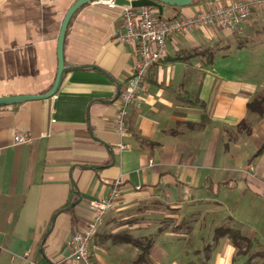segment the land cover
<instances>
[{
    "label": "crops",
    "instance_id": "1",
    "mask_svg": "<svg viewBox=\"0 0 264 264\" xmlns=\"http://www.w3.org/2000/svg\"><path fill=\"white\" fill-rule=\"evenodd\" d=\"M74 1L0 0V96L49 90L60 24ZM231 1L163 5L156 18ZM121 29L119 9L81 6L63 57L83 68L65 73L52 97L0 106V264H64L70 237L93 217L88 201L107 196L116 179L122 191L90 242L93 261L133 264V241L149 238V264H258L264 226L237 212L246 197L264 202V110L249 109L264 88L244 76L250 66L232 60L229 45L264 30V11L233 29L169 37L165 58L148 73L147 96L128 107L125 135L116 130L114 97L133 74L136 47L113 40ZM15 131L33 141L14 144ZM221 228L249 240L236 243Z\"/></svg>",
    "mask_w": 264,
    "mask_h": 264
},
{
    "label": "built area",
    "instance_id": "2",
    "mask_svg": "<svg viewBox=\"0 0 264 264\" xmlns=\"http://www.w3.org/2000/svg\"><path fill=\"white\" fill-rule=\"evenodd\" d=\"M94 1L110 9L120 10L122 29L115 32L113 40L136 47L133 74L120 88L117 96L118 110L115 126L120 135L127 133L125 117L128 107L132 104L139 106L140 99L147 96L148 73L154 65L165 58L169 37L175 33L189 32L203 27L233 29L246 23L254 13L264 11V0H232L220 5L211 4L190 16L183 15L169 20L157 21L156 9L152 6L119 5L115 0ZM32 141L33 138L26 132L15 131L13 134L14 144H25ZM120 148H125V145L121 144ZM121 191L122 180L116 179L107 196L88 201L87 205L93 212V217L81 231L73 233L70 237L68 241L70 252L64 259V264H107L93 261L89 247L104 215L117 207ZM28 264L36 263L28 260Z\"/></svg>",
    "mask_w": 264,
    "mask_h": 264
},
{
    "label": "rangeland",
    "instance_id": "3",
    "mask_svg": "<svg viewBox=\"0 0 264 264\" xmlns=\"http://www.w3.org/2000/svg\"><path fill=\"white\" fill-rule=\"evenodd\" d=\"M238 43L239 42L237 40H234L230 43L231 44L229 45L231 47V52L229 53L230 58L238 62L245 61L247 63V66L249 65L250 67L246 68L248 74L245 73L244 76L246 78L247 76H249L248 78L254 81L256 85L259 86V89L264 88V30L248 36L244 42H241L242 46H239ZM226 49L228 50L229 47L227 48L224 47L222 51L224 52V50ZM221 57L222 56H219L217 57V59H220ZM257 118L258 115H256L255 113L252 114V116L249 117V123L255 125ZM246 193L247 192H245L244 194ZM247 202H249L250 204L253 202L255 203L256 206L257 204L262 205V203H264L261 202L260 198L257 197H255L254 201L246 197V199L243 200V203L242 202L241 203L244 206L246 205ZM262 206L258 209V211L255 212L252 211L248 212L241 207L240 213L237 212V214H241V216L244 217L245 220L254 222L257 229L261 230L260 228L264 226V210L261 212ZM259 241H263V240L259 239ZM206 249L207 247L203 250L204 252H202V256L205 255V253L207 252L205 251ZM256 254L261 256L262 254H264V252L263 250L261 251L259 250L257 251ZM179 261L181 263L187 261L189 262V258H187L185 255H181ZM192 261L196 263L197 258H192ZM256 262H258V264L260 263L264 264V258H258Z\"/></svg>",
    "mask_w": 264,
    "mask_h": 264
},
{
    "label": "water",
    "instance_id": "4",
    "mask_svg": "<svg viewBox=\"0 0 264 264\" xmlns=\"http://www.w3.org/2000/svg\"><path fill=\"white\" fill-rule=\"evenodd\" d=\"M94 0H75L66 10L63 19L60 24V29L57 37V48H56V57H57V69L54 81L48 91L41 94H14V95H4L0 96V106L18 104L28 100H37L45 99L52 97L56 94L63 76L65 73L83 68L82 66L68 67L65 66L64 57H63V45L64 38L67 29V25L73 16V14L83 5L92 2ZM119 5H131L133 7L139 6H152L156 8L159 12V15L162 14L163 5L170 6H186L189 5L193 0H115ZM95 68V67H94ZM106 74V73H105ZM120 91V86L117 85L116 93L114 99L117 98ZM79 196V194L77 193Z\"/></svg>",
    "mask_w": 264,
    "mask_h": 264
},
{
    "label": "trees",
    "instance_id": "5",
    "mask_svg": "<svg viewBox=\"0 0 264 264\" xmlns=\"http://www.w3.org/2000/svg\"><path fill=\"white\" fill-rule=\"evenodd\" d=\"M249 109L257 112L258 114H262L263 110H264V90L258 92L254 99L251 101V103H249ZM246 123L245 120L241 121L239 126H242ZM221 231L225 232L226 234H228L234 242H245L247 240H249L247 237L243 236L240 231H238L237 229H233V228H221ZM133 245L137 246L138 249L140 250L137 258L135 259V261L133 262V264H149V259H148V255H149V249L151 247V240L149 238H144L141 241L140 240H136L133 241Z\"/></svg>",
    "mask_w": 264,
    "mask_h": 264
}]
</instances>
